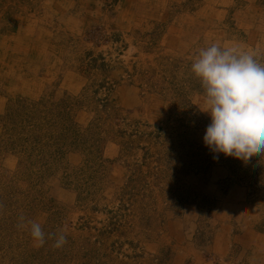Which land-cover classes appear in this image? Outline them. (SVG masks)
Masks as SVG:
<instances>
[{"label":"rangeland","instance_id":"obj_1","mask_svg":"<svg viewBox=\"0 0 264 264\" xmlns=\"http://www.w3.org/2000/svg\"><path fill=\"white\" fill-rule=\"evenodd\" d=\"M213 42L264 54V0H0V264H264V154L202 143Z\"/></svg>","mask_w":264,"mask_h":264},{"label":"clouds","instance_id":"obj_2","mask_svg":"<svg viewBox=\"0 0 264 264\" xmlns=\"http://www.w3.org/2000/svg\"><path fill=\"white\" fill-rule=\"evenodd\" d=\"M189 70L201 84V111L209 117L203 145L214 154L244 162L254 154H264V54L246 46L213 42L195 53ZM29 231L38 246L44 243L40 223L30 222ZM64 242L60 234L54 246Z\"/></svg>","mask_w":264,"mask_h":264},{"label":"crops","instance_id":"obj_3","mask_svg":"<svg viewBox=\"0 0 264 264\" xmlns=\"http://www.w3.org/2000/svg\"><path fill=\"white\" fill-rule=\"evenodd\" d=\"M217 230L215 229V231H214V235H216L215 234V232H216ZM245 234V233H244ZM244 234H241V235H244ZM249 234H251V232H249ZM226 236H228L227 235V232L225 231V229H222V228H219V232H218V234L216 235V237H217V240H219V241H221V242H218V243H216L215 241H214V244H215V246H216V248H217V246H219V247H222V248H226L227 246H228V244H226L227 243V237ZM238 237H240V236H238ZM237 237V238H238ZM259 238H260V236H259ZM240 241H242V242H244L245 240H244V237H240V238H238ZM261 240H262V238H260L259 239V242L258 243H260L263 247V251H264V244H262V242H261ZM258 245L257 244V248H259V246L261 247V245Z\"/></svg>","mask_w":264,"mask_h":264}]
</instances>
